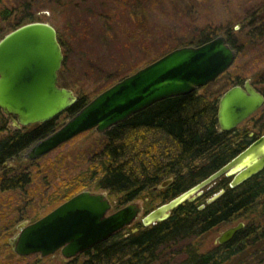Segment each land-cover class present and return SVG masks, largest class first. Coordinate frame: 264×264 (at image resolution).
<instances>
[{"label": "trees", "instance_id": "trees-1", "mask_svg": "<svg viewBox=\"0 0 264 264\" xmlns=\"http://www.w3.org/2000/svg\"><path fill=\"white\" fill-rule=\"evenodd\" d=\"M18 9L22 10L4 7L0 9V18L9 21L14 15L13 28L34 21L33 14L23 13L22 10L19 15L16 13ZM255 29L259 34L264 33V18L257 20ZM227 30L215 33L209 30L201 31L195 43L199 44L211 39L212 36L222 34L237 53L240 45L235 43V39L230 37ZM57 39L65 56V41L59 35ZM63 70L62 63L58 74L59 83L68 87L65 82H60ZM121 78L112 77L105 87ZM241 81L242 78H236L228 87ZM205 87L151 104L100 133L96 142L87 145L80 142L77 145L73 144L74 150L79 149L73 158V165L65 168L63 176L54 175V178L50 179L45 175L44 180L40 182L41 187L53 184L45 195L44 213L84 189L106 190L115 208L142 199L144 207L152 209L154 202L160 199L169 200L224 165L246 142L235 143L231 132L216 131L217 99L222 91L206 90ZM94 96L82 91L70 107L54 118L22 127L20 130H7L5 133L7 119L1 113L0 167L8 160L18 159V155L25 148L58 128ZM88 133L90 130L76 137ZM76 137L39 159L27 160L28 164L25 167L0 175V192L8 194L11 198L23 195L28 186L36 183L39 168L49 170L56 162L64 165V160H68L70 156L67 155V151L65 154L60 150L65 146L71 147ZM52 154H55L53 161ZM38 160L42 161L39 166L36 165ZM183 170H186L185 173ZM172 176L175 180L169 188L161 191L153 189ZM214 182H221L224 192L209 209L211 211L209 219L205 218L204 212L195 204L186 201L172 210L164 221L144 226L135 233L118 231L69 261H60L59 264H165L160 262L161 251L179 240L200 235L220 224H229L242 214L264 213V201L259 200V195L264 194V185L252 193L250 180L235 188L229 186V178L224 175ZM37 185L40 190L39 183ZM258 227L259 225L246 224L236 233L233 246L237 248L234 251L222 252V264H229L235 256L245 251V246L251 245L250 240L254 235L257 236ZM2 230L0 227V232ZM3 248L11 250L7 244H3ZM197 249V246L193 247L190 243L185 244L181 248L183 258L177 264H217L213 255L198 253ZM44 262V258L33 254L12 259L7 264ZM0 264H3L1 259Z\"/></svg>", "mask_w": 264, "mask_h": 264}, {"label": "water", "instance_id": "water-1", "mask_svg": "<svg viewBox=\"0 0 264 264\" xmlns=\"http://www.w3.org/2000/svg\"><path fill=\"white\" fill-rule=\"evenodd\" d=\"M235 56L222 34L173 48L96 94L58 128L25 148L22 157L39 159L85 131L104 133L157 101L206 86L231 67ZM63 58L56 29L47 22L24 23L0 38V111L16 127L48 121L77 100L72 89L59 83ZM263 105L264 94L250 79L231 85L217 101L219 130L234 129ZM263 168L264 134L201 181L153 207L141 221L145 226L164 221L172 210L192 201L202 187L222 175L230 176L229 186L234 187ZM112 207L103 192L81 190L39 218L18 223L7 245L18 257L37 254L45 258L59 251L63 259H71L132 224L142 211L137 201L111 211ZM243 226L239 221L224 228L216 242L229 241Z\"/></svg>", "mask_w": 264, "mask_h": 264}, {"label": "rangeland", "instance_id": "rangeland-1", "mask_svg": "<svg viewBox=\"0 0 264 264\" xmlns=\"http://www.w3.org/2000/svg\"><path fill=\"white\" fill-rule=\"evenodd\" d=\"M4 7L21 8L23 11L18 9L17 14L31 13L34 21L47 22L56 29L66 48L60 82H65L76 95L82 91L96 95L106 88L112 77L131 74L173 48L197 44L195 41L201 31L215 33L226 29L240 45V50L231 67L206 85V90L223 92L236 78H242V82L250 79L260 91H264V33L259 34L255 29L257 20L264 18V0H0V9ZM14 18V15L9 21L0 18V38L13 28ZM262 108L264 114V105ZM98 135L100 133L90 130L87 135L76 137L71 147L65 146L60 150L62 153L67 151L70 156L64 160V165L56 162L49 170L39 168L36 183L28 186L23 195L11 198L0 192V227L3 228L0 232V259L3 264L18 258L11 250L3 248L8 237L17 232L16 225L22 221L31 222L44 214L45 195L53 184L41 187L43 177L63 176L65 168L73 165V158L79 150H74L73 144L96 142ZM54 158L55 154H52V161ZM40 163L42 161L38 160L36 165ZM27 164L28 161L21 157L8 160L0 167V175ZM92 191L103 192L108 197L106 190ZM109 200L112 203V199ZM141 200H133L143 205V210L127 231L134 228L146 210L149 211ZM157 204L159 201L152 206ZM115 209L112 207L111 211ZM15 210L18 213L15 214ZM240 220L259 225L257 236L251 238L249 247L253 258H256L258 251L264 249V213L242 214L229 224H220L200 235L179 240L161 251L160 262L177 264L183 258L181 248L189 243L197 246L198 253L210 251L216 245L218 234ZM44 259V264L69 261L63 259L59 251ZM251 262L252 258L248 259L246 253H241L230 264Z\"/></svg>", "mask_w": 264, "mask_h": 264}, {"label": "flooded vegetation", "instance_id": "flooded-vegetation-1", "mask_svg": "<svg viewBox=\"0 0 264 264\" xmlns=\"http://www.w3.org/2000/svg\"><path fill=\"white\" fill-rule=\"evenodd\" d=\"M11 16V15H10ZM9 16V17H10ZM8 19V18H7ZM8 21V20H7ZM3 36V35H2ZM1 36V37H2ZM235 50V49H234ZM236 51V50H235ZM244 82V81H243ZM243 82L241 81L240 83H237L239 85H242ZM252 85L257 89L259 90L253 82H251ZM234 85V84H233ZM199 89V88H198ZM260 91V90H259ZM264 94V91H260ZM221 95V94H220ZM219 95V96H220ZM219 98V97H218ZM218 100V99H217ZM263 107V106H262ZM259 108L256 112H254L250 117H248L247 119H245L243 122H241L240 124H238L234 129L230 130L229 132H231V136L235 139V143L237 142H241V141H245L246 144H244V146L238 150L234 155H237L241 150H243L245 147H247L249 144H251L252 142H254L255 140H257L261 135L264 134V114L262 113V109L263 108ZM6 119H7V122H6V130L4 131V133L8 130V131H14V130H20L22 127H25V126H21V127H16L12 121L4 116ZM29 126V125H28ZM216 131L218 133H222L223 131H220L219 128H218V125L216 127ZM228 132V131H227ZM25 150V149H24ZM24 150L18 155V159L22 157V153L24 152ZM15 160V158L13 159ZM27 160V159H26ZM31 161V160H30ZM5 163H3L2 165H4ZM186 170H183V173H185ZM223 176V175H222ZM225 176V175H224ZM221 177V176H220ZM220 177L216 178L215 180L219 179ZM225 177H228L229 178V182L231 180V177L230 176H225ZM171 179V181L164 187H161V188H158L156 186L153 187L154 190L156 191H161V190H164V189H167L169 188V186L171 184H173L175 178L174 176L172 177H168ZM167 178V179H168ZM165 179V180H167ZM215 180H213L212 182H210L209 184H207L206 186L202 187L200 189V193L197 195V197H195L192 201H189V200H186L188 201L189 203H192V204H195L197 206V208L201 211L204 212L205 214V218L206 219H209L208 216H210V212L209 209L213 206V203L216 202V200L223 194L224 192V188L221 184V182L219 183H216L214 182ZM250 180L251 184L249 185L250 186V190L252 193H254V190L258 189L259 186L261 185H264V168L261 169L260 171H258L257 173H255L254 175H252L251 177H249L248 179H246L245 181L239 183L238 185L234 186L233 188L235 187H238L239 185L245 183L246 181ZM262 182V183H260ZM229 184V183H228ZM193 186V185H192ZM190 188V187H189ZM188 189V188H187ZM219 191H222V193L217 196L215 199L213 200H209L212 196H214L216 193H218ZM178 195V194H177ZM176 196V195H174ZM173 196V197H174ZM137 200H141V199H137ZM259 200H262L264 201V194H262L261 196L259 195ZM142 203L144 202L143 200H141ZM159 203H162L164 202L165 200L164 199H160L158 200ZM185 201V202H186ZM184 202V203H185ZM182 203V204H184ZM158 205V204H157ZM143 207V205H142ZM143 210V209H142ZM150 210V209H149ZM148 212V210L145 211V213ZM47 213V212H46ZM45 214V213H44ZM43 214V215H44ZM42 216V215H41ZM39 218V217H38ZM37 219V218H36ZM142 217L137 220L134 224V228H131L130 229V232L132 233H135L138 231V229L144 227L145 225L142 223L141 221ZM241 221V220H240ZM239 222V221H238ZM244 223V226L243 228L245 227L246 223L244 221H242ZM237 223V222H236ZM235 223V224H236ZM131 224L128 225V226H125L123 227L120 231L124 232V233H128V229L130 228ZM149 226V225H148ZM213 228V227H212ZM212 228H209L208 230H205L203 233L209 231L210 229ZM242 228V229H243ZM241 229V230H242ZM252 230H254V227L252 228ZM235 235L227 242L223 243V244H220V243H217L216 242V245L208 252L206 253H202V254H211V256L213 255V258H215V260L217 261V264H222V252H227V251H234V249L237 248V246H233V243L235 241ZM248 241V240H247ZM249 247L250 246H245V251L242 252V253H246L247 255V258H252V262L251 264H264V249L262 250H259L258 251V256L256 258H253V254L249 251ZM263 251V253L261 252ZM255 257V256H254ZM233 258V257H231ZM230 264V263H229Z\"/></svg>", "mask_w": 264, "mask_h": 264}]
</instances>
